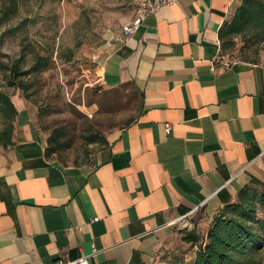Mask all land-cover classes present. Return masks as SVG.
<instances>
[{"label": "crops", "instance_id": "obj_1", "mask_svg": "<svg viewBox=\"0 0 264 264\" xmlns=\"http://www.w3.org/2000/svg\"><path fill=\"white\" fill-rule=\"evenodd\" d=\"M240 2L176 0L124 40L121 29L112 36L93 60L96 82L130 86L138 107L82 163L47 158L35 108L11 97L0 264H75L81 254L89 264H159L191 220L207 228L239 190L264 189V62L219 50Z\"/></svg>", "mask_w": 264, "mask_h": 264}, {"label": "rangeland", "instance_id": "obj_2", "mask_svg": "<svg viewBox=\"0 0 264 264\" xmlns=\"http://www.w3.org/2000/svg\"><path fill=\"white\" fill-rule=\"evenodd\" d=\"M17 17L0 27V86L11 97L19 94L33 107L34 125L62 144L51 155L63 164L86 161L101 146L99 140L134 117L138 100L130 86L105 88L96 82L94 59L110 48L112 36L129 20L134 8L128 0H21ZM30 21L13 32L3 30ZM23 54L21 70H29L34 56L46 66L22 74L24 89L7 87L6 65ZM228 60L264 62V40L234 39L223 52ZM259 216H262L259 213ZM197 225L196 219L191 223ZM198 226V225H197ZM205 226H198L200 235ZM185 258L191 250L184 247ZM264 264V244L262 248Z\"/></svg>", "mask_w": 264, "mask_h": 264}, {"label": "trees", "instance_id": "obj_3", "mask_svg": "<svg viewBox=\"0 0 264 264\" xmlns=\"http://www.w3.org/2000/svg\"><path fill=\"white\" fill-rule=\"evenodd\" d=\"M21 3V0H0V27L17 17ZM27 21H30V18H21L17 25L3 30L1 36L7 31L13 32L19 29ZM235 38L245 43L254 39L264 40V0H241L231 19L223 23L218 31L221 56L223 52L234 46ZM238 60L257 62L245 58ZM22 61L23 54L6 65L7 87L23 90L24 86L19 77L47 64L43 56L35 54L29 70H21ZM16 114L17 110L11 95L0 86V147L2 148L12 144L13 121ZM96 141L102 145L106 139L105 137L99 140L93 137L88 139V143ZM61 145L58 136L54 134L46 136L45 156L52 159L51 155L56 153ZM259 213L262 216H259ZM263 244L264 189L242 188L235 201L225 204L212 216L202 236L195 222L189 224L183 231L181 245L161 257L159 264H262ZM185 246L191 250L189 258H185V250H183Z\"/></svg>", "mask_w": 264, "mask_h": 264}, {"label": "built area", "instance_id": "obj_4", "mask_svg": "<svg viewBox=\"0 0 264 264\" xmlns=\"http://www.w3.org/2000/svg\"><path fill=\"white\" fill-rule=\"evenodd\" d=\"M134 8V16L128 22L121 27V39L124 40L128 35L132 34L138 26L141 25L145 17L152 12L157 11L163 6H169L176 0H128ZM228 61L223 60L222 64H227ZM170 125L165 124V131L168 133ZM89 256L81 254L79 258L75 260V264H89ZM70 262L58 259L55 264H69Z\"/></svg>", "mask_w": 264, "mask_h": 264}]
</instances>
